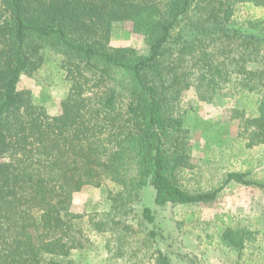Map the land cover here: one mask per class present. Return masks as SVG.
<instances>
[{
    "label": "trees",
    "instance_id": "trees-1",
    "mask_svg": "<svg viewBox=\"0 0 264 264\" xmlns=\"http://www.w3.org/2000/svg\"><path fill=\"white\" fill-rule=\"evenodd\" d=\"M245 6L264 9V0H0V264H76L92 234L114 230L143 236L146 253L131 264H196L182 224L163 211L215 201L233 181L264 187L252 170L228 171L208 190L183 180L193 166L183 105L192 88L208 103L236 98L239 139L264 145V14L237 19ZM118 21L144 36L147 54L112 45ZM48 51L69 87L56 115L20 89ZM104 182L110 218L91 217L86 229L74 196ZM219 218L232 264H264V227Z\"/></svg>",
    "mask_w": 264,
    "mask_h": 264
},
{
    "label": "rangeland",
    "instance_id": "rangeland-1",
    "mask_svg": "<svg viewBox=\"0 0 264 264\" xmlns=\"http://www.w3.org/2000/svg\"><path fill=\"white\" fill-rule=\"evenodd\" d=\"M263 14V8L245 6L236 12V18ZM111 43L113 46H133L142 54L149 51L144 36L134 32L131 22L127 21L113 24ZM59 62V58L48 51L46 63L38 75L23 76L20 82V89L30 90L35 102L44 104L52 115L59 114L61 101L69 89ZM183 105L188 109L187 125L191 130L193 166L183 177L188 188L208 190L217 185L228 171L252 170L249 177L264 183V145L248 148L246 141L239 139V120L232 118L233 110L240 107L236 98L218 96L208 103L200 101L192 88L184 94ZM110 189L109 182H104L100 187L87 185L75 194L72 212L85 216L82 221L84 228H90L88 220L91 217L108 221ZM144 199L147 204H153L150 189L144 192ZM162 215L174 217V222L182 224L179 232L182 249L196 254V264H232L233 256L221 250L224 225L219 217L223 215L227 219L230 215L235 224L251 223L261 230L264 227V187L233 181L215 201L169 207ZM119 236L123 238L119 240ZM259 240L264 247L261 235ZM92 241L94 243L86 255L75 254L76 264H131L139 261L147 250L143 236L138 233L124 234L114 230L92 234ZM144 261V264H153L152 259ZM174 262L189 264L176 258Z\"/></svg>",
    "mask_w": 264,
    "mask_h": 264
}]
</instances>
